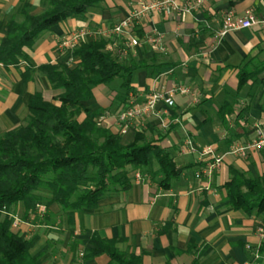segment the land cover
Segmentation results:
<instances>
[{
    "label": "crops",
    "instance_id": "0c3cea01",
    "mask_svg": "<svg viewBox=\"0 0 264 264\" xmlns=\"http://www.w3.org/2000/svg\"><path fill=\"white\" fill-rule=\"evenodd\" d=\"M143 1L154 0H104L83 17L65 19L44 32L31 48H24L26 59L17 67L0 65V133L23 123L32 94L40 92L51 101L60 93L38 73L24 80L25 68L75 66L78 59L72 52L80 43L102 40L123 65H142L133 72L129 89L123 88L122 78L95 86L93 98L84 107L99 110V122L120 134L123 144L142 132L146 142L171 156L178 177L164 189L161 175L132 171L127 191L103 197L95 208L75 213L71 223L60 215L57 205H51L48 210L55 216L54 223L40 225L32 215L24 219V207L18 204L16 215L22 221L18 231L27 238L38 237L33 249L34 254L43 251L38 264H108L105 255L81 260L83 242L92 233L118 240L116 247L141 255L142 264H264V255L258 252L264 243V212L234 210L224 187L232 170L253 178L264 175V150L250 151L246 158L229 153L233 144L253 138L255 123H264V88L250 83L238 88V73L245 64L252 59L253 67L264 65V27L219 35L224 16L242 17L251 10L264 20V0H206L191 14L152 12L141 18L130 35L116 36L113 27ZM24 6L29 14L39 15L47 3L0 0V43L5 25L12 19L19 21ZM82 30L86 34L75 48L60 47ZM155 36L161 38L162 52L147 42ZM132 38L138 40L134 47L128 46ZM258 78L264 79V71ZM153 86L173 90V105L157 104L154 114L121 134L117 113L131 98L143 101ZM225 104L232 107L226 123L219 115ZM186 141L197 149L213 146L223 156L209 180L195 178L201 164L197 155L184 148Z\"/></svg>",
    "mask_w": 264,
    "mask_h": 264
},
{
    "label": "trees",
    "instance_id": "16d2710c",
    "mask_svg": "<svg viewBox=\"0 0 264 264\" xmlns=\"http://www.w3.org/2000/svg\"><path fill=\"white\" fill-rule=\"evenodd\" d=\"M44 1L47 8L43 13L31 15L24 6L20 20L12 19L5 25L6 35L0 43L3 67H17L26 59L24 48H31L44 32L65 19L83 17L104 0ZM105 47L102 40L82 42L72 52L78 59L75 66L47 64L25 68L21 73L24 80L38 73L60 93L51 101L40 92L32 94L23 123L0 133V264H38L43 253H33L37 236L27 238L11 229L18 204L24 207V219L32 215L40 225L54 223L55 216L48 210L51 205H57L60 215L71 223L75 213L95 208L103 197L127 191L132 171L161 175L164 189L179 175L171 156L146 142L142 132H136L131 143L123 144L120 134H113L99 122V110L90 112L84 107V102L93 98L95 86L122 78L123 88L129 89L133 72L142 65L125 66ZM253 66L251 59L240 69L239 89L248 83L264 88V79L258 78L264 65ZM231 112L228 104L220 108L224 123ZM224 187L234 210L264 212V175L253 178L232 170ZM37 206L43 208L40 214ZM117 243L92 233L83 242L86 247L81 260L105 255L108 264H142L141 255L122 252ZM258 252L264 255V243Z\"/></svg>",
    "mask_w": 264,
    "mask_h": 264
},
{
    "label": "built area",
    "instance_id": "2783aa9c",
    "mask_svg": "<svg viewBox=\"0 0 264 264\" xmlns=\"http://www.w3.org/2000/svg\"><path fill=\"white\" fill-rule=\"evenodd\" d=\"M206 0H184L181 4L177 3V0H154L143 1L140 4L138 10L133 11L129 16L119 21L117 25L113 27V33L116 36H127L135 29L136 24L146 14L152 12L161 13L163 11L183 12L191 14L194 11H198ZM256 26L264 27V20L258 19L253 11L248 10L242 17L231 18L230 16H224L219 30V35L223 36L227 33L248 29ZM85 31H80L73 34L70 39L63 40L60 43L61 48H75L79 38L85 35ZM147 42L151 44L156 51L162 52L161 38L159 36L147 38ZM138 44V40L132 38L129 40L128 46L134 47ZM180 93H185L184 90L179 89ZM173 90H167L161 86L159 88L152 87L145 95L143 101H136L135 98H131L129 102L123 106L116 115L117 122L121 125V134H124L127 128L131 125L144 121L147 117L151 116L156 111V106L159 103H164L168 107L173 105ZM254 136L248 142L243 144L235 143L229 148V153L235 156L246 158L250 151L260 152L264 150V123H255L253 125ZM184 148L188 153L195 154L198 157L199 164L201 166L195 173L196 179H210L213 173L219 169L223 161V156L216 154L213 146H207L204 148H195L190 141H186ZM203 163V164H202ZM139 176H136L138 179ZM42 207L37 206V214H40ZM22 225L21 219L13 217L11 229L19 230Z\"/></svg>",
    "mask_w": 264,
    "mask_h": 264
}]
</instances>
